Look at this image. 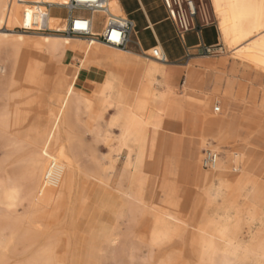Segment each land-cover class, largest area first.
Instances as JSON below:
<instances>
[{
  "label": "rangeland",
  "instance_id": "rangeland-1",
  "mask_svg": "<svg viewBox=\"0 0 264 264\" xmlns=\"http://www.w3.org/2000/svg\"><path fill=\"white\" fill-rule=\"evenodd\" d=\"M203 1L207 3L213 22L212 30L215 37L218 38L217 21L212 11L211 2L210 0ZM33 9L37 10L38 7L35 6ZM116 10L114 8V14H116ZM65 24L64 27H66ZM97 24L101 25L99 19H97ZM14 32L22 33V30L15 28ZM212 34L211 30L205 31V40L210 41ZM24 35L30 40V44L18 52L8 43H0V81H7L11 71L15 67L18 69V66L21 67L20 76H28L34 70H38L42 73L40 79L47 80V90L38 93L31 110V117L39 120L37 136L38 140L40 139L39 141L45 135H50L51 172L52 175L56 176L54 181L56 183L52 191V203L57 199L58 188L56 185H61L62 198L59 211H56L58 217L56 215L54 220L51 219L52 221L43 220L40 222V228L45 229V234L32 250L22 254L25 246L23 243L14 242L9 246L8 253L12 256L16 255L9 264H26L31 256L48 240H51L54 236L56 237L62 228L65 230L68 237L67 242H69L67 243V254L65 253L66 264H161V259L164 260L167 256L171 257L172 261L180 259L186 264H198L197 258L201 250L194 240L186 236L189 233L185 232L182 236L162 240L159 246L163 251L158 252L157 249L151 251L148 246L150 244L149 235L154 227L152 224L154 211L156 213L167 210L180 214L182 218H187L190 215L194 200L184 207L181 205L171 206L165 201L164 195L158 191L159 186L166 180V177L172 174L165 167L167 150L161 149L160 145L162 141L169 140L168 134H180L188 142L196 139L199 136L202 121L205 117V112L197 109V101L210 98L209 115L207 117L211 119L218 118L224 111L218 101L226 97V89L223 95L221 91L229 85L231 92H233L234 87L235 92L238 93L236 94L234 111L235 121L240 124L242 121H246L248 127L259 131L256 144L264 151V78L255 76L251 72L248 73L240 63L233 59L232 54L220 43L219 39L216 44L219 43L222 50L218 54L203 56L197 54L196 51H191L182 60L181 65L183 66L180 67L181 69H177L165 67L158 60H154L150 57V51L140 57L141 60L137 57H131L134 63L126 60L129 57L127 53L108 49L105 46L101 47L109 54L117 53L124 57V60L114 61L108 56H99L96 60H93L88 55L79 58L73 52L71 57L70 54L68 56V54H65L66 51L62 50L49 54L44 48L35 47L39 37L43 35L64 37L62 31H34L24 33ZM72 44L77 43L70 40V44L66 47L67 51H69ZM88 44L89 42L79 41V46ZM193 61L201 66V73L206 79V84L199 89L187 92L189 96L187 98L184 97V93L180 92L184 75L182 69ZM152 68H158L161 71L174 69L177 71L178 77L169 88L166 86L163 77H153L151 79L152 86L147 89L146 94L162 95L169 92L171 87L169 94L172 97L177 94L176 97L184 99L185 102L181 105L179 111L171 117L159 113L162 119V127L156 131L155 149L153 151L157 171L154 173H151L149 169L144 171L148 179L143 194V198L147 203L145 212V210L141 211L142 209L137 203L127 202L126 198L124 199V193L129 188V162L134 160L135 153L129 155L128 146L120 138L119 127L111 125L110 120L116 112V105L132 107L143 113L152 112L142 101L144 98L136 102V81L134 79L135 72L145 71L149 73ZM90 70L98 72L97 77L95 80L91 78L92 81H84L80 75ZM62 77L65 84L68 85L67 95L53 90L54 85L62 80ZM105 81L110 82V99L106 103V109H101V111L94 114V111L87 109L86 102L80 94L93 96V89L97 87L95 83ZM242 86L244 91L241 92L240 87ZM3 104L4 102L0 100V107ZM214 107H219L220 112L214 113ZM226 112L228 111L225 110L224 113ZM50 113L57 116V129L55 130L54 128L50 129L46 123L49 120ZM240 133L241 130L238 128L232 136H237ZM248 134V131L242 129L237 143L226 142L222 147H219L217 142L208 139L210 144L205 143L203 150L200 151V170L208 173L213 171L212 168L204 169L201 166V159L206 150L217 152L219 154L217 165L223 163L222 167L226 168L224 162L228 156L234 158L235 152L238 153L247 148L244 141L247 139ZM7 140V136L0 135V182H3L6 176L12 177L15 175L18 167L16 166L18 165L16 159H18V155L22 154V151L13 155L9 154L8 150L4 149ZM40 143L38 144L39 153ZM261 154L259 153V155ZM174 161H176L175 157ZM239 169L240 166L235 164L231 173L238 174ZM217 171L219 172L218 167ZM171 176L175 179L174 175ZM260 180L264 184V178L261 177ZM239 184L238 187L233 188L235 189L234 192L243 189L246 182L242 180ZM200 191L203 192L204 188ZM200 191L195 188L194 198L199 195ZM246 191L252 203L258 209L264 211V185H262L260 191L262 194L254 195L250 187H246ZM155 193L156 197L154 198ZM226 197L231 201H235L236 198L228 195ZM122 200H125V203ZM123 203L125 207L122 206ZM23 205L24 208L18 207V213L25 210L26 203H23ZM235 205L241 209L243 207L242 198H238ZM151 208L153 211H151ZM155 209L159 210L156 211ZM1 214L2 221L0 220V222L3 226L9 224L11 220L7 217L8 213L2 210ZM5 235L8 236L7 233ZM109 237L111 240L116 241L109 242ZM256 240L262 242L263 248L254 244ZM245 241L250 245L253 253L264 250V218L260 224L256 222L252 226L251 234L245 237ZM93 243L96 245V250L90 248ZM220 246H223V244ZM88 250L90 253H88ZM257 259L255 254L244 257L243 254L239 253L237 259H231V262L233 264H264L263 260Z\"/></svg>",
  "mask_w": 264,
  "mask_h": 264
},
{
  "label": "bare ground",
  "instance_id": "bare-ground-1",
  "mask_svg": "<svg viewBox=\"0 0 264 264\" xmlns=\"http://www.w3.org/2000/svg\"><path fill=\"white\" fill-rule=\"evenodd\" d=\"M32 1L0 0V43L10 44L17 52L30 44V40L24 35L28 32L22 29H32L35 26L34 28L37 30L40 27L42 15H46L45 23L49 31L59 32L65 28L66 21L54 17L45 4L63 5L68 0ZM27 2L31 4H24ZM210 2L217 21L220 43L228 49L235 61L264 74V0H210ZM18 3L20 4L17 5ZM35 6L38 7L37 10L33 9ZM109 6L111 12L114 13L116 0H109ZM15 28L22 30V33H15ZM76 39L78 38L43 35L39 37L35 47H42L49 54L60 50L65 52L70 40ZM86 46L84 56L88 55L93 60L99 56H108L114 61L124 60V57L117 53L109 54L101 47L105 45L89 42ZM82 47L78 46L77 54ZM105 47L116 51L122 50ZM18 67L11 71L7 81H0V100L4 102L0 107V135L8 137L4 149L8 150L7 152L11 155L22 151V154L18 155V159H16L18 167L15 175L6 176V179L0 182V220L2 221V210L8 213L7 217L11 220L10 222L8 220L9 224L4 226L0 222V264H9L16 257V255L12 256L8 253L9 246L14 242L25 245L22 246V254L32 250L40 242L45 234V229L40 228V222L54 220L62 198L61 185H56L58 188L57 199L52 203V191L56 183L54 182L56 176L51 172L50 135H45L39 141L40 139L37 138L39 120L31 117V110L38 93L47 90V80L40 79L42 73L38 70H34L28 76H20L21 67ZM155 76L163 77L169 88L173 81L177 80L178 73L174 69L161 71L158 68H152L149 73L135 72L136 102L144 98L142 101L152 110L151 113H143L132 107L116 105V112L110 120L111 125L119 127L120 138L128 146L129 155L135 153L134 160L129 162V188L124 193V199L126 198L127 202L137 203L142 209L141 211L145 210V212L147 203L142 194L147 175L144 171L151 166L153 168L156 166L153 151L156 131L162 127L159 113L164 115L168 106L175 102V99L169 94L171 87L169 92L162 95L146 94L147 89L152 86L151 79ZM190 77L189 74L187 86L190 84ZM61 79L54 85L53 90L67 95L68 85L65 84L63 77ZM95 85L97 87L93 89V96L80 94L86 102L87 109L94 111V114L101 109H106L111 91L109 81L95 83ZM56 121L57 116L50 113L46 123L50 129L54 128L55 130L57 129ZM39 142H41L40 153L38 152ZM205 143L206 141L202 140L200 151L203 150ZM152 167L150 170H153ZM211 168L213 171L207 172L197 186L198 191L203 188L204 191H200L199 195L194 198L190 215L187 218L183 217V219L180 214L167 210L156 213L154 211L152 216L154 227L149 235V248L151 251L154 249H157L158 252L163 251L159 246L162 240L173 239L186 232L189 233L186 236L194 240L200 247L198 264H233L231 259H237L239 253L244 257L255 254L257 260L264 261V250L253 253L250 245L245 241V237L251 234L252 226L256 222L260 224L263 220L264 212L248 201L246 188L235 198V201L227 199L221 182L217 180V163ZM257 179L258 177L252 178L249 185L253 186ZM238 198H242L243 201L241 209L235 205ZM123 201L125 203V200ZM23 203H26L25 210L18 213V207L24 208ZM124 203L122 206L125 207ZM151 211H153L152 208ZM6 233L8 236L5 235ZM67 240L66 232L62 228L60 233L37 250L26 264H66L65 253L68 248L67 243H69ZM108 240L109 242L116 241L111 240L110 237ZM219 244H223V246ZM254 244L263 248L262 242L256 240ZM90 248L96 250L95 243ZM161 260V264H186L180 259L172 261L169 256Z\"/></svg>",
  "mask_w": 264,
  "mask_h": 264
},
{
  "label": "crops",
  "instance_id": "crops-1",
  "mask_svg": "<svg viewBox=\"0 0 264 264\" xmlns=\"http://www.w3.org/2000/svg\"><path fill=\"white\" fill-rule=\"evenodd\" d=\"M116 9L117 15L113 13L116 17L129 19L134 25L128 44L124 49L119 50L129 55L126 59L127 61L133 62L131 57H137L140 59V57L146 55L152 48H158L164 57V62L159 61L161 64L165 67L181 69L180 67L183 66L181 65L182 60L186 58L191 51H195L197 45L203 43L204 45L211 46L215 45L218 40L212 30L213 26L205 28L199 36L194 32H187L179 35L168 16L163 0H116ZM49 11L54 17L64 19L66 25L70 18L75 15L89 17L93 21L94 32L98 34L101 33L104 25V16L101 14H90L87 11L81 10L69 14L65 7L59 5H53L49 8ZM97 19L101 21V25L97 24ZM207 30H211L213 33L210 41H206L204 38V32ZM80 40L86 43L88 42L83 38L74 40L77 44H72L69 49L70 51H66L65 54H68V56L71 55V57L73 53L77 54ZM96 43L103 45L101 42ZM86 47L87 46H83L77 54L79 58L84 56ZM71 51H73V53ZM240 64L248 73L251 72L255 76L264 78V74L255 71L253 68L245 64ZM200 67V65H197V63H194L193 61L192 63L189 62L184 69H182L184 75L183 86L180 87V92L184 93V97L188 98L189 96L187 95V92L199 89L206 84V79L201 73L202 70ZM206 67L208 68L209 66ZM97 74L98 72L90 70L83 73V75H80V77L82 76L84 81H92L91 78L95 80ZM189 74L191 75V80L190 84L187 86L186 83L188 82ZM225 89L226 97L218 102L221 103L223 110L228 112L224 113L223 111L220 117L211 119L207 117V115H209L208 108L211 99L205 98L201 100L199 98L200 101H197L196 107L199 111L205 112L199 136L188 142L180 134H168L169 140L162 141L160 145L161 149L167 150L168 155L166 156L165 167H167L172 174H169L166 177V180L161 186H159L158 191L164 195L165 201L171 206L181 205L184 207L192 201L195 195V188H197L207 174L206 171L200 170L199 168L202 140H205L207 144H210L208 139H211L214 142H217L219 147H222L226 142L237 143L242 133V129L249 132L247 139L244 141L247 148L238 152L239 154L235 152L234 158L228 156L224 162L226 163V168L222 167L223 163L217 165L219 170L217 180L221 182V187L228 196L237 197L246 187H250V190L254 192V195L262 194L260 191L264 184H262L260 178H264V151L256 144L259 131L248 127L246 121H242L241 124L235 121L234 111L236 107V94L238 93L235 92L234 87L233 92H231L230 86L227 85V88L225 87L224 90L221 91L222 95L224 94ZM240 91H244L243 86L240 87ZM176 95L173 96L175 99L174 104L168 106L167 110L164 112V116H173V114L178 112L181 105L185 102L184 99H178ZM238 128H240L241 133L237 136H232L233 132ZM167 146L169 147L168 149ZM259 153L262 154L259 155ZM174 157L176 161H174ZM235 164L240 166L238 174L231 173ZM151 167L149 168L151 173L157 171V165L155 168L152 167L153 170H150ZM171 175H174L175 179H173ZM254 177H258V179L253 186H250L249 182ZM147 180L146 176L143 194ZM242 180L246 182L244 188L240 189L238 192H234L235 189L233 188L236 186L238 187ZM155 197L156 193L154 194V198ZM247 199L253 204L248 192Z\"/></svg>",
  "mask_w": 264,
  "mask_h": 264
},
{
  "label": "built area",
  "instance_id": "built-area-1",
  "mask_svg": "<svg viewBox=\"0 0 264 264\" xmlns=\"http://www.w3.org/2000/svg\"><path fill=\"white\" fill-rule=\"evenodd\" d=\"M167 9L168 16L179 35L187 32H194L198 36L208 27L213 26L211 15L207 3L203 0H163ZM49 9L53 5L45 4ZM66 8L69 14L75 11H87L90 14H101L104 16V25L101 33L93 30V21L89 17L75 15L70 18L62 33L69 38H83L88 42H101L109 48L124 49L130 40L133 31V22L126 18L116 17L110 10L109 0H68L66 4L59 5ZM40 27L32 29H22L27 32H46L45 18L42 15ZM58 32V31H55ZM222 50L219 43L211 46L200 43L195 47L199 55L209 56L218 54ZM150 57L164 62V57L158 48L150 50ZM214 113H219L220 108L214 107ZM219 158V154L214 151L206 150L201 159V166L204 169L213 167Z\"/></svg>",
  "mask_w": 264,
  "mask_h": 264
}]
</instances>
